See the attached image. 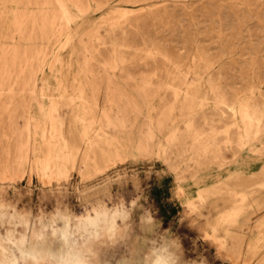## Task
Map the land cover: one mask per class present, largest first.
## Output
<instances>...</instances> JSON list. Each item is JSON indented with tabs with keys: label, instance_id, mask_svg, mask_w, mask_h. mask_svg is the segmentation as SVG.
Listing matches in <instances>:
<instances>
[{
	"label": "rangeland",
	"instance_id": "obj_1",
	"mask_svg": "<svg viewBox=\"0 0 264 264\" xmlns=\"http://www.w3.org/2000/svg\"><path fill=\"white\" fill-rule=\"evenodd\" d=\"M0 264H264V0H0Z\"/></svg>",
	"mask_w": 264,
	"mask_h": 264
},
{
	"label": "bare ground",
	"instance_id": "obj_2",
	"mask_svg": "<svg viewBox=\"0 0 264 264\" xmlns=\"http://www.w3.org/2000/svg\"><path fill=\"white\" fill-rule=\"evenodd\" d=\"M246 112V111H245ZM246 115H248V113L246 114ZM251 138V137H250ZM56 217V216H55Z\"/></svg>",
	"mask_w": 264,
	"mask_h": 264
}]
</instances>
